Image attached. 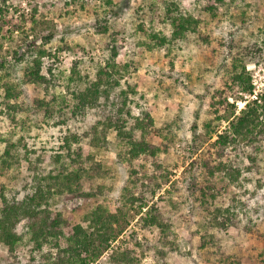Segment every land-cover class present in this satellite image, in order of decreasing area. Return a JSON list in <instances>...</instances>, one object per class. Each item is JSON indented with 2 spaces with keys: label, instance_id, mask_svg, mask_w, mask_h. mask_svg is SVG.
Listing matches in <instances>:
<instances>
[{
  "label": "rangeland",
  "instance_id": "1",
  "mask_svg": "<svg viewBox=\"0 0 264 264\" xmlns=\"http://www.w3.org/2000/svg\"><path fill=\"white\" fill-rule=\"evenodd\" d=\"M109 1L6 0L5 7L0 1V65L4 66L0 69V204L3 198L19 202L32 196L37 178L46 176L55 168L56 158L66 154L67 140L74 152L90 151L95 162L108 171L94 186H102L100 204L111 213L122 209L123 234L96 264H116L111 258L123 250L133 252V264H217V251L243 257L247 264H264V154L258 156L261 162L257 172L247 156L239 153L243 159L239 183L217 203L237 214L239 229L219 228L210 232L211 238L206 236L209 221L196 201L197 190L191 191L193 178L204 182L201 166L206 151L217 140L216 134L208 136L206 125H217L219 134L228 126L224 119L217 121L211 97L224 87L233 43L256 41V27L264 22V0H236L233 6H218L215 19L206 12L205 0H111L112 5ZM165 2L175 5L174 16L205 19L201 35L207 41L190 34L172 43L174 28L165 16ZM104 29L117 39V70L124 74L120 78L113 73L119 85L113 86L111 97L122 91L138 92L129 95L123 116L127 118L129 111L135 117L141 111L151 114L159 132L158 141L170 147L168 154L158 158L161 171L143 160L128 162L119 158L114 128L107 131L100 149L90 144L94 129L105 133L102 123L107 119L114 122L118 117V103L72 112V94L95 82L98 71L110 58L105 49L109 39L100 33ZM153 34L167 38L169 43L158 46ZM41 51L46 52L41 59L42 72L53 81L50 95L66 102H59L49 120L34 108L37 98L44 100L47 96L45 90L23 81L24 69L39 58ZM129 65V73L125 74ZM246 69L253 86L254 82H264V66L249 64ZM75 71L82 76L81 81ZM6 81L19 98L7 101ZM245 95L249 94L229 98L237 115ZM8 105L16 106L18 112L12 113ZM220 116L230 115L222 111ZM235 155L230 153L231 159ZM193 161L197 164L192 168ZM162 172L169 176L168 185L149 207L158 203L159 197L164 198L158 208L171 225L168 243L160 230L144 227L141 217L147 209L139 213L136 206L124 207L127 192L142 189L134 183ZM50 204L52 212L72 217L74 223L87 228L82 208H93V202L64 196ZM25 223L18 226L19 233ZM249 224L252 233L245 229ZM57 252L46 246L41 253H33L24 241L11 257L7 247L1 245L0 264H50Z\"/></svg>",
  "mask_w": 264,
  "mask_h": 264
},
{
  "label": "trees",
  "instance_id": "2",
  "mask_svg": "<svg viewBox=\"0 0 264 264\" xmlns=\"http://www.w3.org/2000/svg\"><path fill=\"white\" fill-rule=\"evenodd\" d=\"M0 1L5 7L6 0ZM205 1L208 5L206 12L212 19L217 17L218 6L227 7L236 3V0ZM109 3L112 5L111 0ZM165 5V16L174 28L170 40L172 43L182 38H188L190 34L199 35L200 39L207 41L205 36L201 35V26L206 23L205 19L183 15L174 16L175 5L166 2ZM2 14L3 8H0V18ZM256 30L255 42L241 40L233 43L230 48L231 61L227 69L224 87L211 97V106L215 111L217 121L224 119L228 126L224 132L219 134L217 125H206L209 131L208 136L212 138L216 134L217 140L206 151V157L201 166L204 182L200 183L195 178L192 180L191 191L197 190L196 201L200 203L201 209L206 213L205 219L209 221L206 236L209 235L210 238L212 230L231 226L240 228L241 223L237 214L229 207L223 208L217 205L219 198L224 193L228 195L233 192L232 187L239 183L240 163L243 162L239 153L247 156L257 172L260 170L259 163L261 162L258 156L264 154V93L259 96V100L250 101L238 115L235 104L229 102L231 97H240V94L243 93L253 94L254 86L247 72V66L249 64L264 66V22L261 27H256ZM102 31L100 33L109 39L105 44V49L110 52V58L106 66L101 67L98 71L95 82L89 83L84 89L72 94L74 102L72 112H81L86 108H94L103 103V105L111 104L113 106L118 103L120 105L118 117L114 122L112 119H107V123H102L105 133L100 134L99 129H94L95 137L90 144L94 148L100 149L103 144L101 141H106L107 131L114 128L118 135L119 158L128 162L143 160L146 163H152L156 170L161 171L163 166L159 163L158 158L161 154H168L170 147L168 144L158 141L159 132L157 134L155 121L149 112L141 111L140 115L135 117L129 111L127 118H124L125 109L130 102L129 95L131 93L137 95L136 90H131V93L122 91L120 95L112 99L113 86L119 85V82L114 79L113 73L118 74L120 78L124 77V74L117 70L116 60L120 55L117 39L114 35L109 34L108 29ZM152 37L158 46L169 43L167 38L155 34ZM45 55L46 52L41 51L38 59L28 63L24 69L23 81L26 85L45 90L47 96L44 100L37 98L34 108L42 112L43 117L49 120L60 106L59 102L63 104L66 102L50 95L49 89L53 87V81L42 72L41 59ZM3 67L0 65V69ZM125 68L124 73H129L130 65ZM108 69L112 72H109ZM75 74L81 81L80 73L75 71ZM70 81L74 82V78H71ZM5 87L8 102L13 98H19L17 91L8 81L5 82ZM66 107L68 105L63 108L66 109ZM7 108L14 114L18 112L16 106L8 105ZM222 111L229 113L230 116L228 118L220 116ZM196 129L195 127L194 130ZM65 145L66 154L56 158L55 168L46 176L37 178L32 196L19 202L16 200L9 202L3 198V202L0 204V246L7 247L11 257L26 241L32 247L33 253H41L46 246L57 249V255L50 261V264H96L110 248L111 243L118 241L123 234L122 209H118L117 213H111L103 204H100L103 195L102 186L94 189L95 183L102 181L108 171H105L101 164L95 162L94 155H90V151L78 149L74 152L71 149L70 141L67 140ZM230 153H236L235 158L231 159ZM196 164L193 161L191 167L193 168ZM7 165L10 166V164ZM163 175L162 172L158 177L145 176L139 183H134L140 184L142 189L139 192L135 190L136 193L128 191L124 207L127 204L136 206L139 213L143 209H147L141 217L144 227L160 230L165 242L168 243L171 225L164 219L158 208L159 202L164 198L159 197V202L149 207V203L168 185L169 176ZM64 196L93 202V208L89 210H86V206L82 208L83 220L88 223L87 228L74 223L72 217L52 212L50 201L57 202ZM23 221L26 223L23 226V231L19 233L17 229ZM248 226L245 228L246 231L252 233V225ZM203 238L206 239V237ZM217 253L219 254L217 264H247L245 259L238 255H229L219 251ZM111 259L116 264L135 263V256L130 250L119 251Z\"/></svg>",
  "mask_w": 264,
  "mask_h": 264
},
{
  "label": "built area",
  "instance_id": "3",
  "mask_svg": "<svg viewBox=\"0 0 264 264\" xmlns=\"http://www.w3.org/2000/svg\"><path fill=\"white\" fill-rule=\"evenodd\" d=\"M258 75H260V74H258ZM254 86L256 87V88H254V92H253V94H249V95H245V97H244V100H242L241 101V104H240V110H242L243 108H245V106L250 102V101H255V100H259V96L261 95V94H263L264 93V82H262V84L261 85H259V84H256L255 82H254ZM251 99V100H250Z\"/></svg>",
  "mask_w": 264,
  "mask_h": 264
}]
</instances>
